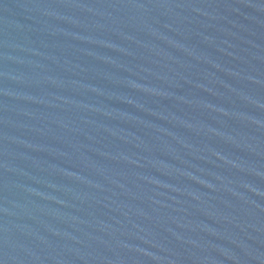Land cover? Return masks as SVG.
<instances>
[{
  "label": "water",
  "instance_id": "95a60500",
  "mask_svg": "<svg viewBox=\"0 0 264 264\" xmlns=\"http://www.w3.org/2000/svg\"><path fill=\"white\" fill-rule=\"evenodd\" d=\"M0 264H264V0H0Z\"/></svg>",
  "mask_w": 264,
  "mask_h": 264
}]
</instances>
